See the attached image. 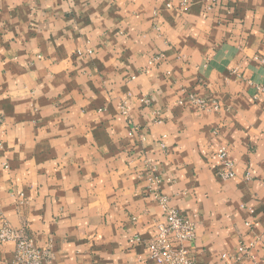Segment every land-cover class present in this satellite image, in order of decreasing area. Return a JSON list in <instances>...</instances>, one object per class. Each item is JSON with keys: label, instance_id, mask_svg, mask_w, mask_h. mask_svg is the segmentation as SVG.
I'll return each instance as SVG.
<instances>
[{"label": "crops", "instance_id": "0c3cea01", "mask_svg": "<svg viewBox=\"0 0 264 264\" xmlns=\"http://www.w3.org/2000/svg\"><path fill=\"white\" fill-rule=\"evenodd\" d=\"M181 1L0 0V227L43 264H160L147 162L197 264H264V0Z\"/></svg>", "mask_w": 264, "mask_h": 264}, {"label": "built area", "instance_id": "2783aa9c", "mask_svg": "<svg viewBox=\"0 0 264 264\" xmlns=\"http://www.w3.org/2000/svg\"><path fill=\"white\" fill-rule=\"evenodd\" d=\"M191 0H182L181 5L186 6ZM86 53L92 54V50L86 49ZM78 54L82 51L78 50ZM264 62V58H261ZM193 97V96H192ZM194 101L206 107L207 101L201 98H194ZM143 102L149 103L148 98H143ZM217 107V105H215ZM121 112L127 115L128 108L125 105L121 106ZM4 124V118L0 114V128ZM166 136L164 135L163 138ZM163 147L164 143L161 141ZM221 159L222 170L221 176L224 178H231L235 176L234 164L228 159V150L225 147L219 148L217 152ZM144 175L148 180L149 193L159 202L164 211L165 221L158 225L157 234L146 242L149 249V254L152 259L160 264H197L189 255V251L185 243L192 242L196 237L195 224L190 219L184 217L180 212L169 204V198L165 196L160 190V183L162 181L156 168L147 162L144 170ZM251 175L247 172V178ZM0 240L15 242V254L12 264H43L45 260V253L34 242L30 235L22 234L20 231L14 229L6 221L2 222L0 227ZM132 242H142L139 236L134 237ZM247 248L241 246L239 252H246ZM224 259H227L230 264H235L239 259L238 256L225 254Z\"/></svg>", "mask_w": 264, "mask_h": 264}]
</instances>
